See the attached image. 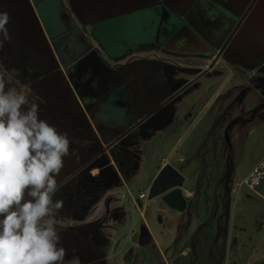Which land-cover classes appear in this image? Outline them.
<instances>
[{
    "label": "rangeland",
    "instance_id": "374dc122",
    "mask_svg": "<svg viewBox=\"0 0 264 264\" xmlns=\"http://www.w3.org/2000/svg\"><path fill=\"white\" fill-rule=\"evenodd\" d=\"M12 1L0 0V13L9 17V38L0 35V75L13 90L29 89L28 99L39 105L40 118L68 133L70 152L74 153L63 158L64 167L56 178L60 187L55 198L63 201L56 218L61 226V245L66 249L62 264H264V178L251 188L245 184L236 187L264 151V105H259L264 97V59L259 63L245 62L222 53L214 66L225 73L217 79L209 78L205 68L188 80L183 77L185 67L168 61L164 72L152 71L147 77L142 95H133L137 101L142 96L159 100L161 108L153 109L149 115V110H114L112 104L102 101L103 96L102 102L94 103L95 108L90 106L91 113L87 108L75 110L63 103V94L60 96L61 91L56 88L62 84L57 80L54 85L47 77L46 72L52 69L45 67L44 62L50 52L24 39V27L30 22L23 13L25 8L11 5ZM68 1L72 0H33L36 9L32 11L44 29L52 23L63 29L65 21L61 19L59 4L72 6ZM203 2L208 3L200 1ZM72 8V12L64 9L70 18H77V10ZM132 15L128 17L136 27ZM118 19L119 22H104L102 26L121 31L132 43L130 33L124 30L127 16ZM185 19L204 37H211L208 33L213 30L204 32L207 23L201 21L200 15L191 12ZM82 32L92 38V45L102 44L88 30ZM176 38L170 48L174 45L172 52L180 54ZM69 40L67 32L61 38L60 34L50 38L57 53L54 42ZM187 43L184 62L203 59V49H208L203 44ZM88 53L86 65L93 57V53ZM75 54L71 51V56ZM161 56L158 54V58ZM167 56H162L164 61ZM113 58L100 64L97 69L103 72L95 74L96 79L104 81L101 75L110 70L113 81L118 65L121 66V61L114 62ZM65 68L66 74L73 70ZM218 80L220 84L216 83ZM182 81V88L175 90ZM84 87L85 84L75 85L86 99ZM118 89L124 90V86L120 84ZM134 114L136 121L124 129L120 127V116L124 115L123 123H128ZM109 129L116 140L107 142L111 135H104V143L100 144L97 137L102 134L98 132ZM161 162L169 163L183 176L180 187L186 195L181 210L166 205L160 194L147 197ZM93 166L98 169L91 174L88 168Z\"/></svg>",
    "mask_w": 264,
    "mask_h": 264
},
{
    "label": "crops",
    "instance_id": "0c3cea01",
    "mask_svg": "<svg viewBox=\"0 0 264 264\" xmlns=\"http://www.w3.org/2000/svg\"><path fill=\"white\" fill-rule=\"evenodd\" d=\"M99 1L100 0H73L72 6L77 10V18H73V16L70 18L69 14L64 9L66 8L71 11L72 6L67 5V1L62 5L59 4V12L62 16L61 19L65 21L63 29H59L55 23H52L50 27H45L44 29L38 17L35 15L37 20V38L38 41H41V49H46L50 52L49 59L44 62L45 67L52 69L46 72L47 77L54 85H56L57 80L62 84L56 88L58 90L60 89V96L63 94L65 99L63 103L66 106L69 105L72 109H80L82 111L87 108L89 109V113H91L93 109L90 106L95 108L94 103L98 100L100 102L103 101L112 104L110 106H112L114 110H116L115 108L130 109L131 106H134L136 110H149L147 113L149 115V112L152 113L151 107L155 110L159 108L157 107L159 100L149 98L148 96H142V100L149 104L148 107V105L144 103L143 105L137 104L140 103L141 100H135L136 98H134L133 95L136 93L142 95L144 93L143 86L147 77L151 75L152 71L160 70L164 72L166 70L164 68L168 61L180 63L185 67L186 70L183 73V77H186V80H188L190 77H193L192 75H196L205 68L206 75H209V78L213 77L217 79L221 73H225L220 71L218 66H216V69L214 66V63L217 65L219 62L218 59L222 58V53L229 54L232 57H239L245 62L256 61L259 63L261 62L260 59H264L262 48L252 53L248 48H244L246 44L241 40H238L237 43L230 46L227 44V47L223 50H218L224 35L235 25L238 15L243 12L244 9H242L243 6H241L243 0H234L235 2L232 0H207L208 3L203 2L202 4L200 3L201 0H101V3H99ZM107 2L108 5H106ZM262 3L258 4L256 7H251L245 14L243 21L238 24L243 25L242 30L245 36L249 38H254V36H256L264 40V30H261L258 35L252 30V28L258 27V23H256L258 18L264 21V1ZM63 5H65V7H63ZM191 12H194L197 16L200 15L201 21L207 23V28L204 32L207 33L208 30L212 28L213 31L208 33L211 36L209 39L194 29L185 19L186 15ZM130 14L136 17V19L134 17L132 21L133 23L137 22L136 27L131 25V19L128 17ZM120 16H127V29L124 30H128L130 33L129 39L134 40L132 43L125 39L126 37H124L121 31L115 29L116 32H114V29H105L102 26L104 22L113 20L114 22H119L118 18H120ZM141 16L146 18L143 19ZM132 28H134L133 31L131 30ZM73 29H75V31H73ZM82 30H85L86 33L88 30L96 41H98L97 38H100L102 44L98 41L99 45H96V43L92 45V38H87ZM53 32L54 35L51 36ZM65 32L70 34L71 40L65 43L61 41L54 42L58 47L57 53L54 50V44L53 41H50V38H56L59 34L61 38L62 34ZM175 36L177 37L175 43L178 44L177 48L180 54L172 52L175 48L174 45L172 46V50L170 48L171 42ZM114 37L117 40H114ZM112 42L115 43V46ZM187 42L192 43L194 46L203 44V46L208 49H203L206 51L204 52L205 56L203 59L199 58L195 61L191 60L189 62L187 60L184 62V58L187 57V47L189 46ZM116 45L117 48H115ZM248 46H250V44ZM71 51H75L76 54L71 56ZM87 53H93V57L89 59L88 65H86L87 63L84 64ZM157 53L162 56H168L164 61V57L161 56V59L158 58ZM116 55L117 58L114 59L113 57ZM134 56L137 57L135 58ZM111 58H113L114 62L121 61V66L118 65L116 69L118 73L117 76L111 82L110 73L112 71L108 70L104 71V75H101L105 77L104 81L103 79L100 80V78L96 79L95 74L100 75L101 72H103L101 69L97 68L101 63L104 64L107 59ZM142 63H145V65ZM65 67H69V69L73 70L70 71L69 74H66ZM191 69L194 70L193 73L190 72ZM232 69H234L233 66ZM215 71L216 73L214 75H210V73L212 74ZM236 73H238L237 70ZM41 75H43L42 72ZM220 81L221 80H218L216 83L220 84ZM188 83L189 82L186 84ZM81 84H85L84 91L87 93L86 99L85 96L79 94L75 88V85L80 87ZM120 84L124 86V90L119 91L118 87ZM183 84H185L184 81L179 82L178 85H175L174 89L180 90L182 88L180 86ZM171 86L172 84H170L168 89H171ZM194 86L195 85H193V88L196 89ZM218 88L219 87L216 89ZM138 90L139 92H136ZM94 96L95 99L92 100L91 98ZM101 96H103L102 101L100 100ZM261 98L263 102H260L259 105H264V97ZM206 102L207 100L205 99L202 102V106L205 105ZM262 107L263 106H261V108ZM124 118V115L119 117L122 122L120 127L123 129L132 121L128 120V123H123ZM98 120L103 122V118H99ZM55 125H57V127L61 126L60 124ZM97 130L98 129H96V131ZM98 133H100V135L102 134L101 138L97 137L100 144L104 143H101L102 139H105L104 135H113L110 129L105 133ZM263 152L264 151H262V153ZM261 154H258L256 160ZM105 164H107V162ZM100 166H104V163ZM97 169L98 167L93 166L89 168V171L95 173Z\"/></svg>",
    "mask_w": 264,
    "mask_h": 264
},
{
    "label": "clouds",
    "instance_id": "9594fccd",
    "mask_svg": "<svg viewBox=\"0 0 264 264\" xmlns=\"http://www.w3.org/2000/svg\"><path fill=\"white\" fill-rule=\"evenodd\" d=\"M8 21L0 13L5 39ZM29 95L27 87H7L0 75V264H62L66 249L56 218L63 201L55 198L56 178L63 158L74 153L68 133L41 119Z\"/></svg>",
    "mask_w": 264,
    "mask_h": 264
},
{
    "label": "flooded vegetation",
    "instance_id": "af4514ba",
    "mask_svg": "<svg viewBox=\"0 0 264 264\" xmlns=\"http://www.w3.org/2000/svg\"><path fill=\"white\" fill-rule=\"evenodd\" d=\"M232 1L235 2L234 0H232ZM263 1L264 0H243L241 2V6H243L242 9H244V10L241 14L238 15V19H237V22L235 23V25L232 28H230L227 31V33L224 35L221 46L218 48V50H223L225 47H227V44H228V46H230L234 43H237L238 40H241L246 44V46L244 48H248L249 50H251L252 53H255L256 50H261V48L263 49L262 51L264 52V40L261 38H257L256 36H254V38H249L248 36H245V33L242 30L243 25H238L240 22L243 21L245 14L250 10L251 7L252 8L254 6L256 7L258 4L262 3ZM72 2H73V0L69 2L70 5H72ZM11 5H13L15 7L21 6L22 8H25V11H23V13L26 16L27 21L30 22V24H26L24 27V30H25L24 39L27 42H29L30 44L34 45L35 47L41 48V41H38V38H37L38 37L37 36V29H36L37 20H36V16H35L36 13L34 15V13L32 11L33 9H36L35 8L36 6H34V4H33V0L32 1L31 0H13L11 2ZM18 9H21V8L19 7ZM249 44H250V46H248ZM143 102L144 101L141 100V102L137 103V104L141 105ZM157 107H159L158 109L161 108L160 106H157ZM151 108H152L151 110H153V107H151ZM129 110H132L134 113H136L135 111H137L139 109L136 110V108L134 106H131V108ZM136 119H137V117L134 114V118L130 119V120L136 121ZM132 121H131V123H132ZM129 124H128V126H129ZM95 137H96V135H95ZM109 137H111V136H109ZM111 138H109L107 142L113 143L116 140L113 136ZM88 172H90L89 168H88Z\"/></svg>",
    "mask_w": 264,
    "mask_h": 264
},
{
    "label": "water",
    "instance_id": "95a60500",
    "mask_svg": "<svg viewBox=\"0 0 264 264\" xmlns=\"http://www.w3.org/2000/svg\"><path fill=\"white\" fill-rule=\"evenodd\" d=\"M256 23H258V27L251 28L258 35L261 30H264V21L258 18ZM182 181V174L169 163H164L152 178L147 190V197L160 194V198L166 205L181 210L185 206L186 194L180 187Z\"/></svg>",
    "mask_w": 264,
    "mask_h": 264
},
{
    "label": "built area",
    "instance_id": "2783aa9c",
    "mask_svg": "<svg viewBox=\"0 0 264 264\" xmlns=\"http://www.w3.org/2000/svg\"><path fill=\"white\" fill-rule=\"evenodd\" d=\"M263 176H264V152L254 162V164L252 165V167L249 168L246 171V173H244L240 177V179L236 182V187L238 188L239 186L245 184L246 186H248V187L251 188L254 185H256Z\"/></svg>",
    "mask_w": 264,
    "mask_h": 264
},
{
    "label": "trees",
    "instance_id": "16d2710c",
    "mask_svg": "<svg viewBox=\"0 0 264 264\" xmlns=\"http://www.w3.org/2000/svg\"><path fill=\"white\" fill-rule=\"evenodd\" d=\"M252 165H253V164H252ZM251 167H252V166H251ZM251 167H250V168H251ZM245 173H246V172H245ZM243 174H244V173H243ZM263 178H264V176L260 179V181H261ZM260 181L257 183V185L260 183Z\"/></svg>",
    "mask_w": 264,
    "mask_h": 264
}]
</instances>
